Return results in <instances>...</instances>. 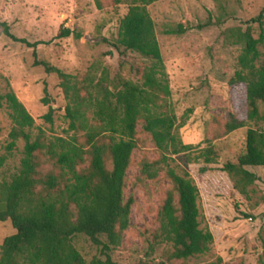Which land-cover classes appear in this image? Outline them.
Here are the masks:
<instances>
[{
    "label": "rangeland",
    "instance_id": "374dc122",
    "mask_svg": "<svg viewBox=\"0 0 264 264\" xmlns=\"http://www.w3.org/2000/svg\"><path fill=\"white\" fill-rule=\"evenodd\" d=\"M100 2L101 8L96 0H0V21L7 22L17 38L42 43L32 49L5 36L0 38V96L15 93L34 117L33 140L41 137L54 142L77 136L80 144L86 143L84 132L71 128L67 109L74 107V102L61 86L60 77L47 74L36 61L61 70L72 86L81 89L95 127L100 124L93 119L96 108L90 101L103 99L102 88L117 92L120 79L141 84L136 67L145 61L138 54L114 48L132 2ZM147 10L155 23L171 88L164 111L177 117L176 134L182 143L194 146L189 153L173 156L169 166L181 175L188 171L199 187L201 228H208L215 241L208 254L186 261H170L172 246L154 241L160 227L158 215L172 184L167 171L156 180L143 179L142 164L159 161L162 153L141 122L139 147L126 175L125 202L134 199L131 226L122 245L110 255L118 264H264V167L248 168L260 180L246 196L235 190L223 171L227 163L237 162L246 153L249 129L264 131V124L247 122L245 128L225 134L230 114L242 120L246 114V87L234 82L243 52L240 34L251 31L262 41L258 66L264 64V0H158ZM261 14L262 23L255 22ZM180 26L186 29L185 34H167ZM64 30L73 34L61 37ZM51 109L49 122L45 117ZM13 127L11 112L4 104L0 109V158L7 160L0 169V199L3 185L20 172L24 158L23 140L12 153L7 151ZM209 146L218 153L216 163L196 162ZM203 167L211 171L202 174ZM15 234L11 221L0 222V246ZM73 241L87 261L105 258L87 236L78 235Z\"/></svg>",
    "mask_w": 264,
    "mask_h": 264
},
{
    "label": "trees",
    "instance_id": "16d2710c",
    "mask_svg": "<svg viewBox=\"0 0 264 264\" xmlns=\"http://www.w3.org/2000/svg\"><path fill=\"white\" fill-rule=\"evenodd\" d=\"M156 1L131 0L129 12L121 21L114 48L138 54L145 61L136 67L141 84L120 79L117 92L102 88L103 99L95 101L91 95L90 103L96 108L93 119L100 124L98 127L91 125L86 99L79 87L71 85L69 76L48 63L36 61V66H43L47 74L60 77L61 86L74 102V107L67 109L71 128L84 132L85 144H80L77 136L54 142L41 137L33 140L34 117L15 93L0 96V109L7 105L14 124L7 151L12 153L21 140L26 143L20 172L3 185L0 222L11 221L16 234L0 246V264H118L110 254L122 245L131 226L134 199L125 202L126 175L139 147L141 122L162 153L159 161L142 164L141 175L143 179L156 180L167 171L172 184L158 215L160 227L154 241L172 246L170 261H186L212 250L215 237L208 228H201L199 187L188 171L181 175L169 166L173 156L189 153L194 146L182 143L176 134L177 117L164 111L171 88L155 23L147 10ZM96 2L101 8L100 0ZM262 18L263 14L255 22L262 23ZM185 33L183 26L167 31L168 35ZM72 34L71 30H64L61 37ZM2 36L32 49L42 44L17 38L10 25L0 21ZM239 40L243 52L234 82L246 87V114L243 120L230 114L226 135L245 128L247 122L264 124V64L258 66L262 41L255 39L251 31L240 34ZM52 114L53 109L45 117L47 121L52 122ZM217 158L216 149L209 146L194 160L203 159L209 166ZM6 160L0 158V169ZM49 165L52 168L48 170ZM250 167H264V131L249 129L246 153L223 169L235 190L244 196L260 180L248 170ZM209 171V167L201 169L202 174ZM78 235L87 236L105 258L87 261L74 245Z\"/></svg>",
    "mask_w": 264,
    "mask_h": 264
}]
</instances>
